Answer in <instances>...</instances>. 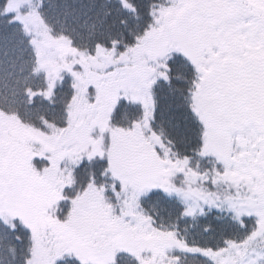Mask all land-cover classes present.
<instances>
[{
	"label": "snow or ice",
	"instance_id": "obj_1",
	"mask_svg": "<svg viewBox=\"0 0 264 264\" xmlns=\"http://www.w3.org/2000/svg\"><path fill=\"white\" fill-rule=\"evenodd\" d=\"M0 264H264V0H0Z\"/></svg>",
	"mask_w": 264,
	"mask_h": 264
}]
</instances>
